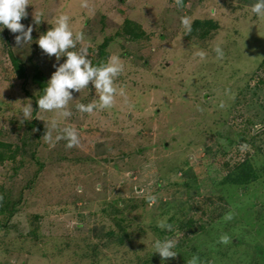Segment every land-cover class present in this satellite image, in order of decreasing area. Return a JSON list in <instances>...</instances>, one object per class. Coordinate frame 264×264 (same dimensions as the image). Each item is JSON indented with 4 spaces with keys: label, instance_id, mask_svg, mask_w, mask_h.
Returning a JSON list of instances; mask_svg holds the SVG:
<instances>
[{
    "label": "rangeland",
    "instance_id": "1",
    "mask_svg": "<svg viewBox=\"0 0 264 264\" xmlns=\"http://www.w3.org/2000/svg\"><path fill=\"white\" fill-rule=\"evenodd\" d=\"M87 2L31 0L20 23L32 25V43L23 47L0 32V264H187L193 255L198 264H264V127L256 130L264 126V19L250 12L256 0ZM60 13L83 32L74 50L86 47L93 66L113 55L124 64L115 83L125 96L111 109L82 114L75 105L91 103L95 90L73 92L65 124L80 143L71 149L43 142L37 117L52 113L34 111V72L46 84L66 60L36 43ZM29 100L33 118L21 123ZM244 168L254 178L232 182ZM166 216L172 231L157 227ZM223 234L226 245L217 243ZM166 237L178 240L177 255L161 260L153 243Z\"/></svg>",
    "mask_w": 264,
    "mask_h": 264
},
{
    "label": "clouds",
    "instance_id": "2",
    "mask_svg": "<svg viewBox=\"0 0 264 264\" xmlns=\"http://www.w3.org/2000/svg\"><path fill=\"white\" fill-rule=\"evenodd\" d=\"M177 7L183 6V0H175ZM32 5L31 0H0V32L7 28L15 35V44L23 47L25 44L32 43L31 33L33 32L32 25L27 28L20 21L28 16L26 11L27 6ZM80 6L88 8L87 0H81ZM250 12L264 19V0H256V3L250 7ZM45 15L43 10L32 13L33 23L39 24ZM71 17L66 13H60L52 21L51 27L46 33L41 34L36 40L42 52L52 57L57 61L61 57H66L63 63L55 67V71L51 74L50 79L42 90V95L37 99L39 113H52L50 119L45 120L37 117L45 122V132L42 140L48 144L50 148L55 147L56 143L61 140L66 141V148L71 149L78 146L80 139L74 127L65 124V121L72 116V111L69 108L70 102L73 101V92L80 93L84 89H89V85L94 88L96 98L87 105L77 103L75 108L78 112L92 115L95 112L111 109L116 103L117 95L124 97L125 91L116 86L117 78L124 72V64L117 55L110 56L106 63L98 66H93L88 58L87 48L81 47L78 51L77 44L84 40L83 32L73 31L70 26ZM181 25L185 32H190V19L188 17L181 18ZM213 51L216 53V59H223V50L216 46ZM201 60H204L206 53L203 51L195 54ZM234 98V96H233ZM223 102L220 107H224ZM199 108V106H197ZM22 119L33 118V109L31 101L21 106ZM262 125L257 124L256 130L259 131ZM34 131H36L34 129ZM149 206L156 204L157 197L147 195L146 197ZM233 219V214L228 212L223 217L225 222ZM168 217H164L157 221V227L161 230L172 231L173 226L167 222ZM231 238L227 234L221 235L217 243L228 244ZM178 240L176 238L156 239L153 243L154 253H158L161 260L175 258L177 252L173 251ZM199 257L193 255L187 264H198Z\"/></svg>",
    "mask_w": 264,
    "mask_h": 264
},
{
    "label": "trees",
    "instance_id": "3",
    "mask_svg": "<svg viewBox=\"0 0 264 264\" xmlns=\"http://www.w3.org/2000/svg\"><path fill=\"white\" fill-rule=\"evenodd\" d=\"M201 24H206V22H204V23H201V22H199V21H195L194 22V25L195 26H199V25H201ZM12 62H13V65L15 66V67H17L18 66V62H17V60L16 59H13L12 58ZM263 64H264V61H263ZM262 64V65H263ZM17 68H19V70H18V77L19 78H24L25 77V71H24V68L22 67V65L20 66L19 65V67H17ZM44 78H43V76L41 75V74H39V73H37V72H34V74H33V82L35 83V84H37L38 85V87H39V93H38V95L35 97V99H34V111L35 110H37L38 109V105H37V103H36V101H37V99L43 94L42 93V90H43V88H44V86L46 85L42 80H43ZM0 155L1 156H3V154H1L0 153ZM254 178V174H253V172H252V170H250V168L249 169H242V170H240V172H238V174H236V176L235 177H233L231 180H232V182H234V183H248L249 182V180H251V179H253Z\"/></svg>",
    "mask_w": 264,
    "mask_h": 264
}]
</instances>
